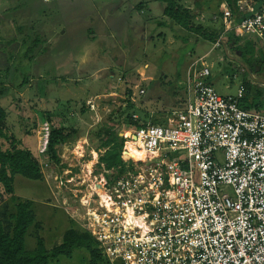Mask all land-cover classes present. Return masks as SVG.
<instances>
[{"label": "built area", "instance_id": "obj_1", "mask_svg": "<svg viewBox=\"0 0 264 264\" xmlns=\"http://www.w3.org/2000/svg\"><path fill=\"white\" fill-rule=\"evenodd\" d=\"M210 17L220 22L213 48L232 50L231 38L232 46L251 41L264 51V0H236L235 13L220 0ZM210 75L202 58L191 62L181 106L162 124L129 128L124 159L107 168L97 158L88 172L94 182L79 178L72 189L76 173L65 169L60 200L47 153L50 126L42 120L37 160L51 206L93 238L102 263L264 264V110L241 107L244 86L235 97L221 96ZM128 142L145 158L129 157Z\"/></svg>", "mask_w": 264, "mask_h": 264}, {"label": "rangeland", "instance_id": "obj_2", "mask_svg": "<svg viewBox=\"0 0 264 264\" xmlns=\"http://www.w3.org/2000/svg\"><path fill=\"white\" fill-rule=\"evenodd\" d=\"M175 1L193 16L194 27L211 33L214 38L218 36L220 22L213 23L209 13L216 10L220 0ZM140 2L0 0V87H8L4 88L6 93L0 97V104L7 112L5 127L8 134L41 160L37 155V136L44 111L52 115L54 126L73 128L77 132L63 143V148H58L55 171L59 179L53 181L58 200L61 192H67L66 186L59 184L66 178L63 175L65 169L76 173L69 179L72 185L67 184L72 189L77 187L79 178L95 181L88 172L94 171L97 158L103 154L102 149L99 152L95 148L105 138L100 128L108 126L110 120L129 123V116L135 115L149 123L165 122L167 111L181 106L187 72L197 58H202L210 68L211 83L221 96L235 97L240 86L264 92V61L259 57L264 56V51L259 43L246 41L253 46L254 52V55L246 56H239L236 50L229 48L227 51L222 47L213 48L214 39L186 30L162 16L165 3L145 1L144 14H141ZM105 3L108 6L104 7ZM113 5L115 10L111 11ZM111 13L112 26L108 19L104 22L111 29L108 43L91 44L94 37L89 28L101 29V14ZM66 24L78 27L74 37L63 34ZM81 41L86 45L83 49L86 68L80 74L82 79L75 83L70 80L73 75L70 66L76 56L69 46ZM31 43L36 45L30 46ZM28 47L35 49L32 57ZM107 64L119 65L112 78L110 70L103 67ZM100 66L101 70L98 69ZM253 90L249 96L253 95ZM60 101L68 102V108L61 105L63 108L54 110L56 107H52ZM91 104L95 105L94 111L90 109ZM121 123L115 128L127 136L131 126H121ZM44 185L45 182L42 184L21 176L14 179L18 200L19 197L39 199L42 204H48L47 207L33 204L38 227L32 225L28 229L25 236L27 250L34 249L37 236L42 237L46 249L51 250L60 244L63 233L71 227L65 213L51 206L55 200ZM79 192L88 191L81 189ZM7 206L11 212L10 199ZM89 259L88 251L80 248L75 249L71 257L60 255L50 259L48 264H89Z\"/></svg>", "mask_w": 264, "mask_h": 264}, {"label": "trees", "instance_id": "obj_3", "mask_svg": "<svg viewBox=\"0 0 264 264\" xmlns=\"http://www.w3.org/2000/svg\"><path fill=\"white\" fill-rule=\"evenodd\" d=\"M154 1L165 3L162 10L163 16L169 18L176 25L186 30L200 33L208 39H215L211 33L203 32L200 27H194L193 16L175 0ZM224 1L229 9L235 13L236 0ZM141 6H143V2H140L138 9ZM227 43L231 45L233 51L236 50L241 56L254 55L253 46L251 47L248 42L245 43L243 48L237 45L232 46L231 38L227 40ZM34 45L36 44H30V46ZM244 48L245 50H243ZM29 50L31 56L35 49L30 47ZM259 57L260 60L264 61L263 55ZM209 81L211 82L210 77ZM4 88L8 87H0V97L6 93ZM250 90H253L252 87H245V95L240 100L241 107L246 110H264V92L255 89L253 90V95L249 96ZM130 91H128L129 95L131 94ZM6 117L7 112L0 104V264H48L50 259H56L60 255L71 257L72 252L80 248L88 251L89 264H104L101 261L100 250L93 238L89 234L80 231L71 221V227L63 233L60 244L54 246L51 250L46 249L44 240L40 236L36 237L34 249H26L25 236L28 229L32 225L38 227V224L36 223L35 212L32 209V202L18 200L15 195L14 179L15 176H21L29 180L43 181L44 177L40 164L33 153L29 149L22 147L19 140L8 134L5 127ZM41 117L50 126L47 144L48 159L51 163L56 164L58 163L56 147L72 138L77 132L73 128L54 126L51 114L48 112H43ZM120 123L116 119L110 120L108 126L100 128L105 138L95 149L97 151L105 150L100 156V162L107 168L119 165L124 159L121 155L124 141L122 130L118 132L115 128ZM146 123L139 118L134 119L131 115L129 116V123H121V126L136 128L142 127ZM151 123L162 124L164 122L152 121ZM8 199H10L13 206L11 212H8Z\"/></svg>", "mask_w": 264, "mask_h": 264}, {"label": "crops", "instance_id": "obj_4", "mask_svg": "<svg viewBox=\"0 0 264 264\" xmlns=\"http://www.w3.org/2000/svg\"><path fill=\"white\" fill-rule=\"evenodd\" d=\"M145 1H150V0H141V2H145ZM106 6H108V3H105L104 4V7H106ZM104 7H101V9L102 8H104ZM144 5L143 6H141V8L139 9V11L141 12V14H144ZM110 9H111V11H114L115 10V5H113V6H111L110 7ZM110 11V12H111ZM142 11H143V13H142ZM112 14L113 13H111V14H109V15H105V14H101V16H100V20H101V29H99V28H95V29H90L89 28V31H91V32H93V37H94V39L92 40V41H90L91 42V44H96L97 42L100 44V43H108V41H107V39H109L108 37H110V35L108 36V34H109V31L111 32V29L110 28H107L106 26H105V24H104V22H107L106 20L108 19L109 20V26H112L111 25V22L114 20V19H109V18H113V16H112ZM209 15L211 16V14L209 13ZM163 16V15H162ZM107 17V18H106ZM85 21H83L82 23H84ZM103 22V23H102ZM50 28H51V26H50ZM88 28V27H87ZM71 29V30H70ZM78 27L77 26H73V27H68V24H66L65 26H64V30H63V34H66L67 35V37H69V36H73L74 37V34L76 33V32H78ZM52 30V28L49 30V31H51ZM97 30H99L98 32H97ZM81 31V30H80ZM95 38H97V39H95ZM103 38V39H102ZM8 43H9V41H8ZM74 44H77L76 46H75V48L74 47H72ZM83 41H81L80 43L79 42H76V43H73V45L71 44L69 47L73 50V52H74V55L76 56V59L75 60H77V62H72L71 63V68L73 69V70H71L72 72H70L71 74H73L72 75V77H71V79L70 80H72V81H74L75 83L76 82H78V81H80L81 79H82V77H81V72H83L84 70L83 69H85L86 68V66H85V62H84V58H83V54H85V52H84V48H85V44H83ZM101 50H105L104 48H101ZM206 56V54L204 55V57ZM203 57V56H202ZM117 66H119V65H117ZM116 65H113L112 64V66L110 65V64H107V65H105V66H103L104 68H106V69H109L110 70V77L112 78L114 75H116L115 74V68L117 67ZM101 68H102V66H100L98 69H100L101 70ZM74 69H76V70H74ZM98 69H96V70H98ZM65 76H69L68 74H66ZM121 77V76H120ZM122 77H123V75H122ZM183 95V94H182ZM67 104H68V102H65V103H63L62 101H60L58 104H56V105H54L52 108H55L54 110H57L58 108H63L64 107V109H67L68 107H67ZM61 105H63V107L61 106ZM50 110V109H49ZM45 112V111H44ZM49 113V112H48ZM50 114V113H49ZM52 116V115H51ZM41 117V116H40ZM42 118V117H41ZM65 127V126H64ZM35 148H36V146H35ZM27 180H29V179H27ZM30 181H38V182H41L42 184H43V182H45L44 180L43 181H39V180H30ZM21 184H23V186H26L24 183H21ZM45 187H46V189L47 188H49L48 186H47V184H46V182H45V185H44ZM51 192V191H50ZM16 195V194H15ZM17 196V195H16ZM19 197V196H18ZM19 199L20 200H27V201H30V202H32V204H40V205H44L45 207H47L48 206V204L47 203H44V204H42L40 201L41 200H39V199H37V200H34V199H23V198H21V197H19ZM48 197L46 198H44V200H46V201H48ZM35 205H33V207H34ZM50 206V205H49ZM62 238V237H61Z\"/></svg>", "mask_w": 264, "mask_h": 264}, {"label": "bare ground", "instance_id": "obj_5", "mask_svg": "<svg viewBox=\"0 0 264 264\" xmlns=\"http://www.w3.org/2000/svg\"><path fill=\"white\" fill-rule=\"evenodd\" d=\"M128 134L126 133V135H128ZM127 148H128V151H126V154L129 157H132L134 160H140V159H144L145 158V155H144L143 151L136 150L134 148L132 142H128Z\"/></svg>", "mask_w": 264, "mask_h": 264}, {"label": "water", "instance_id": "obj_6", "mask_svg": "<svg viewBox=\"0 0 264 264\" xmlns=\"http://www.w3.org/2000/svg\"><path fill=\"white\" fill-rule=\"evenodd\" d=\"M263 83H264V81H263ZM133 138H135V136H133Z\"/></svg>", "mask_w": 264, "mask_h": 264}, {"label": "clouds", "instance_id": "obj_7", "mask_svg": "<svg viewBox=\"0 0 264 264\" xmlns=\"http://www.w3.org/2000/svg\"><path fill=\"white\" fill-rule=\"evenodd\" d=\"M239 55V54H238ZM240 56V55H239Z\"/></svg>", "mask_w": 264, "mask_h": 264}]
</instances>
